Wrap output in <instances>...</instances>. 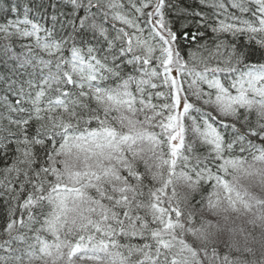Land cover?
<instances>
[{"label":"snow or ice","instance_id":"6c2138e0","mask_svg":"<svg viewBox=\"0 0 264 264\" xmlns=\"http://www.w3.org/2000/svg\"><path fill=\"white\" fill-rule=\"evenodd\" d=\"M0 264H264V0H0Z\"/></svg>","mask_w":264,"mask_h":264}]
</instances>
